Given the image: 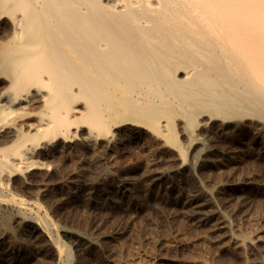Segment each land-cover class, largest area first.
I'll use <instances>...</instances> for the list:
<instances>
[{
    "label": "bare ground",
    "instance_id": "bare-ground-1",
    "mask_svg": "<svg viewBox=\"0 0 264 264\" xmlns=\"http://www.w3.org/2000/svg\"><path fill=\"white\" fill-rule=\"evenodd\" d=\"M69 155L74 182L123 193L264 162V0H0L4 229L58 227L15 189ZM51 238L55 264H80L78 238Z\"/></svg>",
    "mask_w": 264,
    "mask_h": 264
},
{
    "label": "rangeland",
    "instance_id": "rangeland-1",
    "mask_svg": "<svg viewBox=\"0 0 264 264\" xmlns=\"http://www.w3.org/2000/svg\"><path fill=\"white\" fill-rule=\"evenodd\" d=\"M74 160L49 174L39 169L15 189L30 206L38 200L58 227L0 225V264H55L51 233L72 243L77 232L80 264H264V162L207 163L123 193L122 178L74 182Z\"/></svg>",
    "mask_w": 264,
    "mask_h": 264
}]
</instances>
